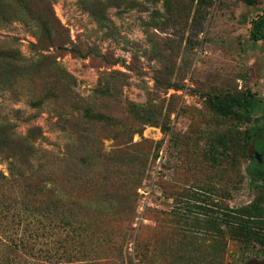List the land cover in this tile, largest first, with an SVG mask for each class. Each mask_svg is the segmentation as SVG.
<instances>
[{
    "label": "rangeland",
    "instance_id": "obj_1",
    "mask_svg": "<svg viewBox=\"0 0 264 264\" xmlns=\"http://www.w3.org/2000/svg\"><path fill=\"white\" fill-rule=\"evenodd\" d=\"M168 1V6L163 0L107 2L103 25L86 0H53L68 41L106 55L109 62L47 52L43 46V53L59 57L75 77L74 93H63L36 113L30 102L42 93L40 82L19 96L0 91V120L15 122L21 134L33 125L43 128L33 181L52 184L43 196L60 199V217L81 236L60 245L54 237L17 259L10 236L18 227L11 222L13 212L3 216L1 203L36 192L22 182L7 199L0 198V259L8 257L11 264H131L137 244L138 251L149 247L155 264H264L260 245L246 247L228 236L216 242L193 222L204 219L199 205H209L207 210L218 215L264 196L263 182L248 170L249 160L215 165L208 157L219 136L235 139L246 129L264 126V44L251 34L253 22L264 14V0L253 5ZM36 42L24 24H0V46L16 45L31 58L42 51L32 48ZM245 92L254 96L249 122L219 118L206 102L210 96ZM34 114L38 118L28 122ZM254 152L251 144L249 153ZM0 172L10 174L1 157ZM64 230L63 238L72 231ZM187 233L199 239L196 244L186 240Z\"/></svg>",
    "mask_w": 264,
    "mask_h": 264
},
{
    "label": "trees",
    "instance_id": "obj_2",
    "mask_svg": "<svg viewBox=\"0 0 264 264\" xmlns=\"http://www.w3.org/2000/svg\"><path fill=\"white\" fill-rule=\"evenodd\" d=\"M116 1L107 2L112 5ZM153 1L157 2L158 0ZM163 1L168 6L169 1ZM244 1L253 5L255 0ZM132 2L143 7L136 1ZM85 3L90 8L92 15L97 18L98 23L104 25L108 20L107 9L110 5L99 0H86ZM167 11L171 13V7ZM153 13L158 15L157 11ZM10 22H20L28 27L37 41L31 44L32 48L35 51L39 49L42 51L34 57L25 58L16 45L0 46V91L19 96L27 91L30 92L29 87L33 88V84L37 81L40 82L43 91L38 98L32 99L30 102L31 108L36 113L46 107L50 108V103L59 99L63 93H74V87L77 84L75 77L60 63L59 57L51 53H43L45 49L43 46L49 49L46 50L47 52L53 49L71 53L83 59L88 56H97L101 60L109 62L106 55H98L90 47L85 50L68 41L64 27L53 12V0H0V24ZM251 34L254 41L264 44V14L253 22ZM115 62L117 61L109 64H115ZM174 86L171 85L168 88L172 89ZM206 102L210 111L217 117L234 119L238 122L251 121L255 111L254 96L250 92L240 95H214L208 97ZM37 118L38 115L34 114L28 118V122ZM127 132L125 131V134ZM234 138H228L225 135L219 136L218 146H212L208 152L209 160L215 165L235 162L238 158L249 160L250 174L264 184V165L259 163L258 159L254 157L255 155L252 156L249 153V146L254 144L255 150L264 155V126L246 129L244 133H240ZM42 139H44V131L39 125H33L25 134H21L18 132V125L15 122L8 118L0 120V157L9 165L10 172L7 176L0 172V198L7 199V195H11L17 190L22 182L26 183L25 188L32 187L37 192L25 194L22 201L13 200L10 204L1 203L3 216L4 213L13 212L11 222L14 227H18L13 236H10L17 259H25L27 254L24 253L33 252L39 245L47 243L54 237H56L54 242L60 245L65 239L68 240L71 237V240H79V236H81L73 230L72 223H67L60 217L58 210L60 199L56 196L57 199L51 202L43 196L52 184L45 180L35 185L33 181L35 156L40 151L38 142ZM30 182H32V186ZM200 200L205 203L203 196ZM199 206L204 219L201 221L202 223L196 219L193 221L194 225L205 227L207 235H214L215 239L217 237L216 242H222L228 236L232 240L243 243L246 247L257 244L264 248V196L262 193L249 205L237 209L226 207L225 211L218 215L214 214V211L207 210L209 205ZM5 218L7 219V217ZM190 219V216L186 218V220ZM22 226L25 233L20 234ZM43 229H50V233L45 235L42 232ZM64 229H72V231L65 232L66 235L63 238L64 231H67ZM184 236L186 240H192V244H196L199 240L192 234L187 233ZM62 246L65 251V245L62 244ZM140 247L141 245L136 244L134 256H130V263L133 264V260H136V264H146V262L155 264L154 260L149 257V247L146 245V251H138ZM183 258L184 256H182ZM68 260L73 263L70 258ZM0 264H11V260L8 257L0 259Z\"/></svg>",
    "mask_w": 264,
    "mask_h": 264
},
{
    "label": "flooded vegetation",
    "instance_id": "obj_3",
    "mask_svg": "<svg viewBox=\"0 0 264 264\" xmlns=\"http://www.w3.org/2000/svg\"><path fill=\"white\" fill-rule=\"evenodd\" d=\"M255 157V156H254ZM256 159H258V158H256ZM258 161H259V163L261 164V165H264V155H262L261 156V159H258Z\"/></svg>",
    "mask_w": 264,
    "mask_h": 264
},
{
    "label": "water",
    "instance_id": "obj_4",
    "mask_svg": "<svg viewBox=\"0 0 264 264\" xmlns=\"http://www.w3.org/2000/svg\"><path fill=\"white\" fill-rule=\"evenodd\" d=\"M254 155H255V157L256 158H258V159H261V154H259L256 150H255V152H254Z\"/></svg>",
    "mask_w": 264,
    "mask_h": 264
}]
</instances>
